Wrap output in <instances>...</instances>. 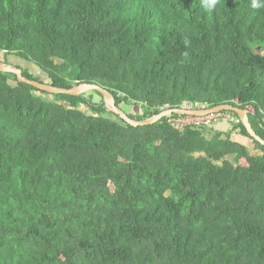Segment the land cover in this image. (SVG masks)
Segmentation results:
<instances>
[{
  "label": "trees",
  "instance_id": "obj_1",
  "mask_svg": "<svg viewBox=\"0 0 264 264\" xmlns=\"http://www.w3.org/2000/svg\"><path fill=\"white\" fill-rule=\"evenodd\" d=\"M0 55L136 121L231 105L264 140V0H0ZM224 113V138L133 127L0 72V264H264V145Z\"/></svg>",
  "mask_w": 264,
  "mask_h": 264
},
{
  "label": "water",
  "instance_id": "obj_2",
  "mask_svg": "<svg viewBox=\"0 0 264 264\" xmlns=\"http://www.w3.org/2000/svg\"><path fill=\"white\" fill-rule=\"evenodd\" d=\"M0 72L4 73H11L14 74L17 77V80L23 84H28L38 90H41L43 92H47L49 94H62V95H69V96H79L81 94L90 92V91H96L102 95L103 101L108 108L110 112L113 114L117 115L120 117L122 120H124L126 123L133 127H138V126H146V125H151L161 118L167 117L172 114H180V115H192V116H204L209 113H217V112H222V111H229L234 113L238 120L241 122V124L245 127L248 135L260 143L261 145H264V140L260 139L255 132L253 131L249 120L247 116V112L243 109L233 107L231 105H222L219 107L215 108H210V109H205L202 111H191V110H184V109H167L163 110L160 112L158 115H155L151 118L145 119V120H132L131 118L128 117V115L124 114L119 107H117L114 103V99L112 95L105 90L104 88H101L97 85L93 84H85L81 83L78 84L72 88L66 89V88H58L51 86L48 83L45 82H40V81H33L25 78L22 75L23 69L22 68H17L16 66H9L6 64H0Z\"/></svg>",
  "mask_w": 264,
  "mask_h": 264
},
{
  "label": "built area",
  "instance_id": "obj_3",
  "mask_svg": "<svg viewBox=\"0 0 264 264\" xmlns=\"http://www.w3.org/2000/svg\"><path fill=\"white\" fill-rule=\"evenodd\" d=\"M184 110H191V111H202L205 109H209L206 105H190V104H184L181 107ZM168 117V123L178 131L183 130L187 126H207L209 127L211 123L220 120V121H227L230 123H235V117L232 114L217 112V113H209L204 116H192V115H179V116H173L169 115Z\"/></svg>",
  "mask_w": 264,
  "mask_h": 264
},
{
  "label": "rangeland",
  "instance_id": "obj_4",
  "mask_svg": "<svg viewBox=\"0 0 264 264\" xmlns=\"http://www.w3.org/2000/svg\"><path fill=\"white\" fill-rule=\"evenodd\" d=\"M0 61H3V58L1 55H0ZM5 63H6V65H9V66H18V67H21L22 69H26L29 71V73H31L32 75L37 77L40 81L45 82V83H49V79L47 78V76L43 72H41L36 66H34L32 63L21 60L15 56H8ZM94 98H95V100L99 99V97L96 94H94ZM185 104H187V103H185ZM119 109L126 115L135 114L136 112H140V110L137 107L124 105V104L122 106H120ZM179 109H182V108H179ZM213 125H214V123L213 124L211 123L210 126H213ZM217 125H218V127H216ZM210 126L205 127V129L208 132H210V130H211ZM220 127H224L225 131L227 130L226 132L222 133L223 134L222 138H224L225 134L232 128V123L227 122V121H220V122H217V124L213 128L218 131ZM239 141H240V143H243L244 145H246L249 149H252L253 146L248 139L244 138V139H241Z\"/></svg>",
  "mask_w": 264,
  "mask_h": 264
},
{
  "label": "crops",
  "instance_id": "obj_5",
  "mask_svg": "<svg viewBox=\"0 0 264 264\" xmlns=\"http://www.w3.org/2000/svg\"><path fill=\"white\" fill-rule=\"evenodd\" d=\"M216 127H218V125ZM223 128L224 127H220L218 131L226 132L227 130L225 131V128L224 129ZM231 139L234 140V141L240 142L239 140L244 139V138L239 136V135H237V134H231Z\"/></svg>",
  "mask_w": 264,
  "mask_h": 264
}]
</instances>
